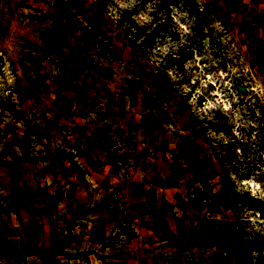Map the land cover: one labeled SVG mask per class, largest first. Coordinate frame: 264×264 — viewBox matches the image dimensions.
<instances>
[{
    "label": "crops",
    "instance_id": "1",
    "mask_svg": "<svg viewBox=\"0 0 264 264\" xmlns=\"http://www.w3.org/2000/svg\"><path fill=\"white\" fill-rule=\"evenodd\" d=\"M26 1L0 0V264H194L146 206L158 197L165 222L185 197L180 176L163 185L175 163L165 130L142 125L141 84L87 65L69 33L30 66L27 41L50 23L26 19ZM29 248L46 261L14 254Z\"/></svg>",
    "mask_w": 264,
    "mask_h": 264
},
{
    "label": "rangeland",
    "instance_id": "2",
    "mask_svg": "<svg viewBox=\"0 0 264 264\" xmlns=\"http://www.w3.org/2000/svg\"><path fill=\"white\" fill-rule=\"evenodd\" d=\"M254 3L27 0L22 12L50 23L41 44L27 41L30 66L69 33L87 65L141 84L142 125L165 130L175 163L163 185L180 176L185 197L165 222L158 197L147 192L146 206L161 227H180L178 254L194 264H264V13Z\"/></svg>",
    "mask_w": 264,
    "mask_h": 264
},
{
    "label": "trees",
    "instance_id": "3",
    "mask_svg": "<svg viewBox=\"0 0 264 264\" xmlns=\"http://www.w3.org/2000/svg\"><path fill=\"white\" fill-rule=\"evenodd\" d=\"M15 255H32V254H36L39 258L43 259L44 261H46V257L44 256V254L42 252H40L39 250L37 249H34V248H29V249H26L24 250L23 252H15L14 253ZM69 256V255H68ZM71 256H74V255H71Z\"/></svg>",
    "mask_w": 264,
    "mask_h": 264
}]
</instances>
